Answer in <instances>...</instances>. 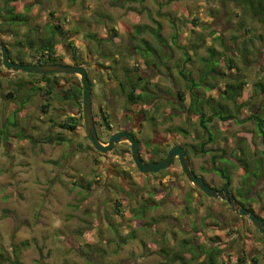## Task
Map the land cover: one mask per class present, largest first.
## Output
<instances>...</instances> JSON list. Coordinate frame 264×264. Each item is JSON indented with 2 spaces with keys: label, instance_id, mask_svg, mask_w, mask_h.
<instances>
[{
  "label": "rangeland",
  "instance_id": "obj_1",
  "mask_svg": "<svg viewBox=\"0 0 264 264\" xmlns=\"http://www.w3.org/2000/svg\"><path fill=\"white\" fill-rule=\"evenodd\" d=\"M238 3L225 6L221 0H16L19 11L26 12L33 27H37L34 33L42 35L49 25L60 23V30L55 36L57 56L68 62L66 53L74 54L70 45L73 43L80 59L90 67L94 79L93 109L95 112L99 110L100 115L102 111L99 108L110 105L109 112L115 128L118 125L115 116L118 120L124 109L132 107L126 93H121V81H126V71L144 75V68L155 76L153 78L162 88L169 89L164 95L166 99L173 94V103L166 102L164 97L158 99L163 100L160 101L162 113H167V118L173 114L172 125L183 121L184 116H175L187 108L189 98L182 100L176 92L188 91L179 69L182 68L194 80L205 74L207 68L204 69L205 62L201 58L208 56L209 46H218L214 35L222 34L230 44L233 42L230 37L239 33L236 30L237 21L241 25L244 16L242 12L239 17L236 16V12L240 11L236 8ZM3 4L4 0H0V6ZM27 4H32L29 11L25 9ZM67 17H70L69 21ZM195 18H198L197 22L193 21ZM138 25H148L154 30L160 26L166 44H159L149 29L137 33ZM255 27V35L264 32V25L256 22ZM27 28L21 27L17 37L23 38ZM213 31H216L215 34H212ZM91 33L97 37L91 36ZM174 35L178 36L176 43ZM12 37L4 35L2 40L14 43ZM151 45L158 49L161 58ZM236 48V44L232 46L233 50ZM184 49L188 51L187 55H184ZM12 51L14 56L25 53L24 57H29L25 61H36L41 55L35 50L29 51L25 43L14 45ZM188 56L190 61H186ZM12 60L19 62L17 58ZM0 63V71L7 73L6 77L0 73V253L6 256L0 258V264H12L10 258H14V246L21 248L17 256L22 264H167L163 249L171 250L170 256L182 253L184 249L180 242L189 238H193L195 244L209 247L219 243L224 248L222 257L226 260L225 264H235V256L243 247L250 256H258V264H264L263 234L224 200L205 197L199 203L190 202L185 193L181 195L175 186L169 188L167 195H158L160 185L168 188L175 175L163 179L164 183L158 180L161 175L157 178L151 176L148 181L145 179L131 188L132 198L128 195L125 198L126 191L122 189L120 179L115 175L108 177L106 165L101 164L102 158L79 149L77 142L85 139L79 137L80 134L75 137L70 131H60L50 122L49 116L44 115L40 106L43 90L31 94L30 101L22 104L30 90L27 87L21 92L18 83L27 85L30 80L32 86H40L38 80L41 77L36 73L7 69L1 60ZM257 65L252 64L244 97L251 94L253 77L259 74L253 67ZM220 69L231 71L232 75L237 71L225 64ZM56 77L60 82L68 78L78 80L75 74ZM206 81L199 88L204 94L206 107L211 112L212 108H216L221 114H226L228 110L225 106L232 102L222 99L219 92L226 90L229 81L213 75ZM209 83L215 84L213 91L206 90ZM172 85L178 89L173 90ZM8 90L15 93L14 99L5 97L4 92ZM205 94L210 97V103ZM187 95L189 97L190 93ZM50 101L52 110L57 108L62 111L67 104L58 97ZM18 109L21 111L15 115ZM251 112L245 108L239 116L244 118ZM195 117H189L191 132L194 128L191 126H197ZM218 119V137L210 146L232 151L237 146V139L243 137L252 143L256 152L264 149V139L256 132L253 120L237 123L232 118L227 121ZM15 120L17 126L11 127ZM168 120L158 121V127L165 130L170 126ZM60 134L65 137L64 141L50 140ZM122 148L118 146L108 153L107 158L112 169H119V174L124 169L132 171L123 174L129 181L134 182L135 178L137 182L140 176L134 172L131 155L122 153ZM204 161L194 158L198 168ZM230 173L234 191L243 183L242 170L231 168ZM181 179H184L183 188L187 192L192 185L181 175L175 182L180 185ZM149 195L155 205H150L145 218L136 217V210L141 209L146 203L144 197ZM247 195L251 200L245 203L263 213L264 177ZM122 198L125 206L119 208L116 202ZM159 198L164 201L161 203ZM230 224L237 226L233 232ZM116 230L120 235L135 231L134 239L121 243L118 251L115 250L116 242H113ZM229 231L231 234L227 237ZM217 235L222 239L215 241ZM87 241L97 242L99 251L87 254L84 251ZM185 255L187 260L193 258L189 252ZM198 258V261L203 260L204 255Z\"/></svg>",
  "mask_w": 264,
  "mask_h": 264
},
{
  "label": "trees",
  "instance_id": "obj_2",
  "mask_svg": "<svg viewBox=\"0 0 264 264\" xmlns=\"http://www.w3.org/2000/svg\"><path fill=\"white\" fill-rule=\"evenodd\" d=\"M116 1V0H115ZM123 2H131V1H138V0H122ZM143 1V0H139ZM223 2V5L228 6V3H235L236 1L239 2L238 6L236 8H239L240 11L236 12V16H240V12H242L244 19L242 21V24L240 25L237 21V27L236 30L239 33H236L230 37V40L233 41L229 44V42L226 41L225 37L220 35H215L214 39L218 42V46H209L207 48L208 50V56L201 58L203 62H205L206 69L205 74L201 76L199 80H194L192 78H189L188 74H186L185 71L181 68V73L185 77H187V81L189 82V91L191 95V102L189 105V112L191 114H196L199 116V122L201 126H205L207 131H210V128L207 127L208 119V112H211L208 107L205 105V99L204 94L199 90L201 85L203 86V83L206 84V80L213 75V77L217 78L220 77V79L229 81L227 84L225 91H220L219 95L222 99H226L229 102H232L231 104H227L225 107L228 110L226 114L220 113L216 108H212L213 111L210 115L211 117H214V115H218V117L223 120L227 121L229 119L236 120L237 123H244L248 120H253L256 124V132L259 136H261L264 139V32L255 35L253 30L256 29L255 24L256 22L259 25H264V0H221ZM235 1V2H234ZM16 0H4L3 6H0V34L9 35L10 32H13V36H15V40L19 41L17 34L20 30V27L23 25H28V30L23 34L24 42L26 45V48L29 49V51L35 50L38 53H41L40 56L36 59V61H25L23 56L19 55L17 56V59L21 63H43L48 62L51 59L52 62L58 61L60 59L57 56L56 51V45L57 40L55 39L56 31H59L60 23H56L54 25H49L48 30H46L45 33L47 34H38L34 33V30L36 28L33 27L31 22L29 21L28 16L26 15V12H20L19 8L16 6ZM32 4H27L25 6L26 10H30ZM235 7V6H234ZM196 20H193L195 22L198 21V18H195ZM7 25L8 30H5L4 27ZM37 26V25H35ZM148 25H138L136 27V32L141 33L145 31L146 29H150ZM161 27L159 26L156 30H154V34L156 37V40L159 42V44H166V40L163 38V35L160 31ZM38 32V31H36ZM216 31H213L212 34H215ZM241 32V33H240ZM44 35V36H43ZM93 37H97L96 34H90ZM255 35V36H254ZM178 36L174 35V43H176ZM38 39V41H36ZM40 40V42H39ZM229 40V41H230ZM146 41V40H145ZM24 42H20L21 45H23ZM38 44V46H37ZM237 46L236 49H232V46ZM15 45V44H13ZM71 47L74 49V54L76 53L75 46L73 43L71 44ZM153 51L157 54L158 58H161L162 55L158 53V49L154 46H150ZM182 48V46H181ZM184 55H187V50H183ZM12 56V55H11ZM30 58H34L33 56ZM191 58L188 56L186 58V61H190ZM149 62V61H148ZM162 63V61H161ZM258 63L257 67H255L258 71V75L253 77L254 80L252 82V91L250 96L244 97L243 93L245 89H247L249 85V75H251L252 71V64ZM222 64L227 65L230 69H237L235 74L227 73L224 70L220 69V66ZM166 67L168 69H171L170 65L165 63ZM178 65V64H177ZM212 69V72H211ZM127 73V78L130 81V91H127V96L132 101H137L141 96L143 97L144 94H141L140 96L135 93V82H137L136 78L131 77ZM186 74V75H185ZM207 76V77H206ZM206 77V78H205ZM205 78V79H204ZM232 78V79H231ZM136 80V81H135ZM20 85L19 89L20 91H24L25 87L23 83H18ZM206 90L212 89L213 87H216L215 84L209 83L206 85ZM123 90L125 88L124 85H122ZM30 92L26 96L25 100L22 101V104L26 103L27 101H30L31 99V93L39 91V86H33L29 89ZM19 91V90H18ZM48 93H53V87H50L47 91ZM6 98L14 99L16 97L15 93L12 91L5 92ZM203 97V98H202ZM183 98V97H182ZM205 98L210 103V97L207 98L205 94ZM229 98V99H228ZM21 107V106H20ZM249 108L252 110V112L244 117L240 118V113L245 109ZM21 111V109L15 110V115H17L18 111ZM13 125L17 126V121L13 123ZM61 126L63 128L72 129L73 126L69 125L68 122H62ZM218 135L210 134V137L205 139L206 141L203 142V144H207L208 142H213L215 138ZM203 138V137H202ZM63 137H60L59 140H63ZM201 140V139H200ZM253 145L250 143V141H247L243 137H239L237 139V146L232 151H229L227 148L222 149L223 158H222V172L224 177H227L232 182V173H230L231 168H238L242 170V184L237 188V196L241 197V200L243 204H245L246 201H250L251 197H249L247 194L251 192V189L256 186L258 181L264 177V149H262L260 152H256V150L252 149ZM259 153V154H258ZM231 156L230 159H225L226 156ZM124 185V184H122ZM247 186V187H245ZM123 189V186H122ZM127 190V191H126ZM125 198L126 196H131L132 198V192H130L129 189H125ZM150 195L149 197H144V200H146V203L141 207V209L136 210V217L139 218H145L146 217V211L148 208H150ZM189 201L192 202L194 200L193 196L189 194L188 197ZM118 207L125 206L124 199H120L116 202ZM247 204V203H246ZM245 204V205H246ZM128 205V204H127ZM160 205V204H159ZM248 208V207H247ZM250 210L257 212L254 210L251 206L249 207ZM119 210V209H118ZM262 211H264V207H262ZM242 218H245L244 216H241ZM247 218V217H246ZM264 218V217H263ZM145 226H149V224H146ZM230 230H232L234 227H229ZM118 230H116V237L113 239V242H116L115 250L118 251L120 248L121 243H126L129 240H133V234L135 231L132 230L129 234L126 235H120L117 233ZM261 232V231H260ZM264 236V233L261 232ZM231 234V231L226 233L227 237ZM135 235V234H134ZM221 236H216L214 238L215 241H219L222 238ZM117 238L119 241H117ZM238 239V238H237ZM181 247L184 249L182 253L176 252L173 255L171 253V250L169 249H163L164 253L166 254L167 264H171L175 261H180L181 264H225L226 260L222 257L224 248L219 244L216 243L212 246H207L206 244H195L193 238L189 239H182ZM98 244L94 241H87L85 243V250L87 254H91L93 252L97 253L99 251V248H97ZM87 248V249H86ZM21 248L19 246H14L13 253L14 258H10L12 261V264H22L20 260L18 259V253ZM6 252V251H5ZM191 253L193 258L190 260L186 259L185 253ZM204 255L203 260L198 261V257ZM5 253H0V258H4ZM6 257V256H5ZM2 258V259H3ZM189 261V263H188ZM233 260H231L232 262ZM235 264H258V256L256 254H252L250 256L249 253L246 252L245 247H243L238 254L235 256ZM195 262V263H192Z\"/></svg>",
  "mask_w": 264,
  "mask_h": 264
},
{
  "label": "flooded vegetation",
  "instance_id": "obj_3",
  "mask_svg": "<svg viewBox=\"0 0 264 264\" xmlns=\"http://www.w3.org/2000/svg\"><path fill=\"white\" fill-rule=\"evenodd\" d=\"M66 54H67L66 56L68 58V62L63 59H58V61L52 62L53 60L51 59L50 61L43 63H63V64H72L76 66L85 67L87 69L88 77L92 82L91 90H92V102H93L94 79L92 78V74L89 70L90 67L84 64V62L80 59L78 53L73 54L67 52ZM142 70L144 75L141 74L136 75L133 74L132 72H128V74L131 77L137 79V82H135L136 85L135 93L139 96L141 94H144V96L143 97L141 96L139 99H137V101H133V102L129 101L128 100L129 98H127L128 102L132 104L131 105L132 107L124 109L121 116H119L118 120H117V116H115V120L118 121L117 123L118 125L116 128L115 127L112 129L107 128L113 125L111 120L112 117L109 112L110 105H107L108 109L106 108V106H102L101 109L99 108L100 111H102L100 115H99V110H96V112H94V122L99 140L106 145L107 143H109L111 134L115 131H125L127 133H131L134 136L135 140L139 143L140 158L146 164L163 161L165 158H167L170 151L174 147L178 146L179 148L184 150L185 156L188 158L190 168L195 172L197 176L202 177L205 180V182L209 184L212 188L222 190L223 188H225V186H227L228 189L234 193V195L237 197L240 203L243 204L241 197L237 196V189L234 191L232 190L233 178L231 182L227 177H224L225 175H223L221 168L222 158H223V153H222L223 148H221L220 146L219 147L210 146L209 144L212 142H208L207 144H203V142H201L203 140L205 142L206 141L205 139L206 138L208 139L211 133L214 135L218 133L217 131L218 126L216 120L218 118V115L215 114L214 117L210 116L211 113L208 115L209 121L207 123V127L210 128V131H207L205 126L200 125L199 116H196L195 119L197 121L194 123H196L197 128L193 129V131L191 132L190 125H192V123L189 120L190 114H189V109L187 107V109H183L182 113H178L175 116V117L184 116L183 121L175 125H172L173 124L172 119L174 118V117L172 118L173 114L171 118H167V113H163V118L161 119V122H163V120L167 121V119H169L168 122L170 123V126H167L165 130L160 129L157 123L158 122L157 117L159 114L154 113L155 106L153 105V103L155 100L163 97L165 98L166 102L173 103L174 102V98H172L173 94H171L170 98L166 99L165 96L168 94L167 91H169V89L162 88L160 84L156 82V79L153 78L155 76H151L147 72L146 68ZM60 74L62 75L75 74L78 76V80H73L68 78L60 82L59 78L56 77ZM38 75H40L41 77L38 80L40 83L39 88L40 90L44 91V94L42 95L40 94V98L42 100L40 106L44 115H48L50 122H52L55 125V127H59L60 131L62 130L70 131L71 133L75 134V137L78 134H80L79 137H82L85 140H79L77 142L78 144L77 146L79 147V149L90 151L92 155L101 157L102 158L101 164L106 165L108 177L113 176L116 172L114 171V169H112L111 163L107 158L109 156L108 153L115 151L117 147L121 145L123 146L122 153L127 152L130 155H132V145L129 141L125 140L118 144H115L114 147L106 153L100 152L96 149L93 141L91 140V138H89L85 127V121L83 115L84 88L82 85L81 75L77 73H47V74H38ZM129 83H130L129 79L126 78V81H124V86L126 90L125 89L123 90L122 85H120L122 95L125 92L127 93L128 90L130 91ZM30 85L31 84L29 83L28 86ZM32 87L33 86L31 85V87H29L28 89ZM50 87H53V93L47 92ZM171 88L173 90L177 89V87L174 85H172ZM215 88L216 87H213L212 89H208V90L213 91ZM177 91L178 90H176V92ZM152 94L154 96V101L151 100ZM209 95L211 96V94ZM56 97H58L60 101L62 100L63 102L67 103L62 111H59V109L57 108L54 110L51 109V107L53 106L49 104L51 102L50 100L51 98H54L56 100ZM160 101L163 100L161 99ZM168 115H170V113ZM218 120L220 121V118ZM62 122H68L69 125L73 126L72 129L63 128L61 126ZM60 137H62L61 134L60 136H57L58 139ZM216 138L213 142L216 141ZM195 157L202 158L205 160L204 161L205 163L203 162L199 168L197 165H195L194 162ZM230 157H231L230 155L226 156L225 159H230ZM132 166L136 174H138L140 177L141 176L144 177H142L143 179L141 180L140 177H138L139 181L137 182L136 179L133 178L134 180L133 182V181H129L127 177H125V175L123 174L121 176V181L124 184L123 189L131 190L133 186H135L136 184L140 185L141 182L144 181L145 179L146 181H148L151 176L157 178L159 175H161V178L158 180H161L163 182L166 177L175 175L174 179L173 177L171 178V184L168 188H163L162 185H160L161 186L160 193H158V195H161L162 197L163 194L167 195V193L170 191L169 188H173V186H175L179 188L181 195L185 193L184 196H186L187 199L189 197V194L192 195L194 198L193 201L196 203H199V200L204 199L205 197L216 200L215 198L208 196L204 191L200 190L198 187H196L193 184L188 174L183 169L179 155L173 157L171 164L167 168L162 169L159 172L144 173L136 166L134 162ZM172 170L178 171V173L176 174V172H173ZM130 172L132 171H128L124 169L123 173L129 174ZM179 175L189 180L190 184L192 185L191 188L188 189L190 192H188V190L187 192L184 191L183 188L184 179H181L182 184L180 185L175 182V180H177V177ZM115 176H118V174H115ZM169 195H171V193H169ZM159 201H161L162 203L164 200L163 198H159ZM245 204L243 205L248 208L250 207L248 206V204L246 205ZM150 205L154 206L155 204L153 202L152 203L150 202ZM258 215L264 217V212L258 213ZM230 227H234V229L237 228V226H235L234 224L231 225Z\"/></svg>",
  "mask_w": 264,
  "mask_h": 264
},
{
  "label": "water",
  "instance_id": "obj_4",
  "mask_svg": "<svg viewBox=\"0 0 264 264\" xmlns=\"http://www.w3.org/2000/svg\"><path fill=\"white\" fill-rule=\"evenodd\" d=\"M0 49L2 51V58L5 67L13 69L15 71H24L28 73L47 74V73H77L81 75L83 92V115L85 121V127L89 138L93 141L95 147L101 152H107L116 144L122 140H128L132 144V153L134 160L139 169L144 173L159 172L162 169L167 168L176 155H179L183 169L188 174L193 184L200 190L204 191L208 196L219 198L226 201L234 210H236L241 216L248 217L253 225L264 233V218L254 211L250 210L246 206L240 203L237 197L231 192L227 186L222 190L212 188L205 182L202 177H199L190 168L188 158L185 156L183 149L178 146L174 147L167 158L160 162H152L146 164L139 156V143L135 140L131 133L125 131L115 132L111 135L108 145H104L97 135L94 114H93V102H92V82L88 77L87 69L83 66H76L72 64L63 63H19L10 58L9 51L6 45L0 40Z\"/></svg>",
  "mask_w": 264,
  "mask_h": 264
},
{
  "label": "bare ground",
  "instance_id": "obj_5",
  "mask_svg": "<svg viewBox=\"0 0 264 264\" xmlns=\"http://www.w3.org/2000/svg\"><path fill=\"white\" fill-rule=\"evenodd\" d=\"M15 4H16V3H15ZM16 6H17V4H16ZM17 7H18V6H17ZM20 12H21V11H20ZM26 15H27V14H26ZM66 20L69 21V20H70V17H67ZM21 27H26V28H27L28 25H23V26H21ZM21 27H20V30H21ZM4 29H5V30H8L7 25L4 27ZM27 29H28V28H27ZM27 29H26V30H27ZM26 30H25V32H26ZM149 31H150L151 33H154V29H153V28L149 29ZM25 32H24V33H25ZM24 33H23V34H24ZM4 35H5V34H3V35L0 34V40L6 45L8 51H9L10 58H11V59H13V58L16 59L17 56H16V55L14 56L13 51H12V49H13V47H14L13 44L15 43V45H21L20 42H24V37H23V38H18L20 42H19V43H16V41H15V36H13V32L11 31L9 35L13 36L12 38H13L14 43H6L5 41L2 40V37H3ZM9 35H5V36H9ZM17 35H18V34H17ZM217 35H219V34H217ZM24 43H25V42H24ZM24 43H23V45H24ZM9 44H10V45H9ZM21 46H22V45H21ZM11 55H12V56H11ZM24 55H25V53H23L21 56L24 57ZM24 58H28V59H29V57H24ZM0 60H1V62L3 63V58H2V51H1V49H0ZM19 63H21V62H19ZM147 63H149L148 60H147ZM0 64H1V63H0ZM3 65H4V63H3ZM4 66H5V65H4ZM6 68H7V67H6ZM177 68H178V67H177ZM7 69H10V68H7ZM178 69H179V68H178ZM12 70H13V69H12ZM14 71H15V70H14ZM1 72L4 73V74H6V72L0 71V73H1ZM227 73H231V71H230V72H227ZM4 74H1V75H4ZM179 74H180L181 77L186 81L188 91H185V90H181V91H179V90H178V91H177V92H178V96H180V99H182V100H185V98H189V105H190V102H191V95H190L189 97H188V95H187L188 92L190 93V91H189V88H190V87H189V82L187 81L188 79H187V77H186L187 75L185 74L186 76L184 77V76L182 75L180 69H179ZM231 74H232V73H231ZM39 76H40V75H39ZM30 82H31V81L29 80V81H28V84H29ZM28 84H27V85H24L25 89H26L27 87L29 88ZM121 85H124V82H123V81H121ZM36 87H37V86H36ZM177 89H178V88H177ZM39 91H40V90H39ZM31 93H35V92L32 91ZM125 93H126V92H125ZM126 94H127V93H126ZM151 97H152V98L154 97L153 94H152ZM182 97H183V98H182ZM127 98H128V96H127ZM207 98H208V96H207ZM128 100L131 101V102H133V101L130 100V99H128ZM153 101H154V100H153ZM153 105L155 106V107H154V113L159 114L158 117H157V119H158V121H161V119H162L161 117L163 116V113H162V107H161V104H160V100H158V99L155 100L154 103H153ZM189 105H187L188 109H189ZM101 108H102V107H101ZM101 108H100V109H101ZM186 109H187V108H186ZM94 112H95V110L93 109V114H94ZM18 113H19V112H18ZM18 113H17V114H18ZM210 113H211V112H210ZM210 113H209V114H210ZM189 114H190V115H194V116H198V115H196V114H191L190 112H189ZM209 114H208V115H209ZM211 114H212V113H211ZM190 115H189V117H190ZM157 123H158V122H157ZM207 123H208V122H207ZM10 126H11V127H16V126L13 125V124L10 125ZM193 127H194L193 129H196V128H197V126H193ZM107 128H108V129H112V128H114V126L111 125V126H109V127H107ZM20 132H21V131H20ZM112 132H113V131H112ZM112 132H111V133H112ZM115 132H119V131H115ZM115 132H113V133H115ZM111 133H110V134H111ZM113 133H112V134H113ZM112 134H111V135H112ZM197 134H198V133H197ZM217 134H218V133H217ZM62 137H63L64 139L61 140V141H64V140H65V137H64V136H62ZM107 137H108V136H107ZM110 137H111V136H110ZM51 139H56V140L60 141L58 138H53V137H51L50 140H51ZM122 141H125V140H122ZM122 141H121V142H122ZM127 141H128V140H127ZM119 143H120V142H119ZM116 144H118V143H116ZM104 145H105V144H104ZM106 145H108V143H107ZM131 145H132V144H131ZM113 147H114V146H113ZM113 147H112V148H113ZM96 149H97V148H96ZM97 150H98V149H97ZM110 150H111V149H110ZM110 150H109V151H110ZM98 151H99V150H98ZM100 152H101V151H100ZM107 152H108V151H107ZM103 153H106V152H103ZM139 156H140V154H139ZM131 158H132L133 162L136 164V162H135V160H134V157H133V153H132V155H131ZM136 166H137V164H136ZM137 167H138V166H137ZM138 168H139V167H138ZM115 170H117V172H116L115 174H118L117 177L120 179V182H121V185H122L123 182L121 181V176H122L123 173H122V174H119L118 171H120V170H119V169H116V168H115ZM115 170H114V171H115ZM115 174H114V175H115ZM124 175H125V174H124ZM125 177H126V175H125ZM105 184H106V183H105ZM122 186H123V185H122ZM122 186H121V187H122ZM210 197H211V196H210ZM213 198H214V197H213ZM215 199L217 200V199H219V198H215Z\"/></svg>",
  "mask_w": 264,
  "mask_h": 264
},
{
  "label": "crops",
  "instance_id": "obj_6",
  "mask_svg": "<svg viewBox=\"0 0 264 264\" xmlns=\"http://www.w3.org/2000/svg\"><path fill=\"white\" fill-rule=\"evenodd\" d=\"M214 36H215V35H214ZM1 76H2V77H3V76H5V77H6V76H7V73H6V74H4V75H1ZM8 91H9V90H8ZM4 93H5V92H4Z\"/></svg>",
  "mask_w": 264,
  "mask_h": 264
}]
</instances>
